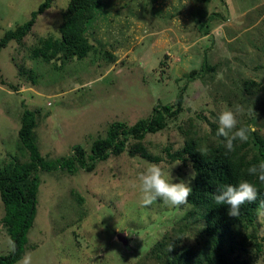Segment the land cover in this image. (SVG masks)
<instances>
[{
    "label": "rangeland",
    "instance_id": "1",
    "mask_svg": "<svg viewBox=\"0 0 264 264\" xmlns=\"http://www.w3.org/2000/svg\"><path fill=\"white\" fill-rule=\"evenodd\" d=\"M70 1L53 0L31 34L0 52V160L30 161L19 135L28 109L35 112L32 134L43 157H74L80 145L93 163L75 172L40 169L23 258L29 255L31 264H172L187 254L190 264H264V207L213 238L202 208L144 206L138 187L148 163L166 171L178 164L172 175L193 190V162L172 160L166 148L175 152L194 141L213 158L219 143L226 144L216 135L226 108L238 110L237 128L249 129V139L234 141L231 153L264 184L248 172L264 162V0H104L86 35L115 59L91 53L64 60L59 53L47 60L35 51L40 40L62 39ZM43 2L0 0V40ZM182 87L183 110L143 140L159 161L131 155L133 137L121 155L89 158L113 122L133 125L149 117L156 105L174 104ZM6 212L0 193V255L12 249Z\"/></svg>",
    "mask_w": 264,
    "mask_h": 264
},
{
    "label": "trees",
    "instance_id": "2",
    "mask_svg": "<svg viewBox=\"0 0 264 264\" xmlns=\"http://www.w3.org/2000/svg\"><path fill=\"white\" fill-rule=\"evenodd\" d=\"M103 1L71 0L60 26L62 39L40 40L41 50L39 51V48L35 53L47 60H53V57H57L59 53L63 54L64 60L84 59L91 53H99L112 60L115 59L111 53L97 48L86 35L87 24L95 16ZM52 2L53 0H44L27 22L8 30L0 40V52L11 41L22 42L27 35L31 34L38 16L50 9ZM184 93L185 88L182 87L174 104L156 105L149 117L142 118L133 125L122 121L113 122L107 129L106 135L93 142L89 158L93 161H105L111 154L121 155L126 150L127 138L133 137L138 142L131 148V155L140 153L152 161H159V156H154L147 151L143 140L148 133H156L166 128L168 119L180 114L184 106ZM21 121L19 135L22 144L30 154V161L23 164L16 158L10 163H3L0 160V193L7 210L5 221L9 228L8 233L12 246H15L14 252L11 250L7 255H0V264H16L24 256L27 235L34 223L37 211L40 169L53 171L65 168L70 172H75L78 165L83 167L87 164H89V170L93 168V163H87L88 157L85 149L80 145L76 147L74 157L47 160L41 155L33 138L32 132L36 127L35 112L26 109ZM166 151L174 161L185 159L187 156L193 162L195 186L187 203L205 211V230L209 236L216 238L233 226L253 218L255 210L264 207V184H258L250 178L247 171L243 170V164L236 161L232 153L227 151L225 143H219L213 158L207 157L194 141H187L182 149L175 152H172L170 147H167ZM241 180H248L257 187V198L242 205L239 216L231 217L228 215V206L217 205L214 202V194L221 186L236 184ZM172 264H190V260L187 254L177 255Z\"/></svg>",
    "mask_w": 264,
    "mask_h": 264
},
{
    "label": "clouds",
    "instance_id": "3",
    "mask_svg": "<svg viewBox=\"0 0 264 264\" xmlns=\"http://www.w3.org/2000/svg\"><path fill=\"white\" fill-rule=\"evenodd\" d=\"M237 112L238 110L233 108H226L218 116L219 127L216 135L224 138L228 152L234 150V141L246 142L249 139L248 128H237ZM172 168L166 171L159 164H147L145 171L138 177L140 199L144 206L151 205L157 201L171 207H179L187 203L192 193L190 182L174 177ZM248 172L250 175L257 176L260 181H264V162L252 165ZM177 180L179 182H176ZM136 186V184L132 185V187ZM257 192L258 189L252 182L241 180L236 184L221 186L214 194V202L217 205L228 206V215L237 217L240 214L241 206L246 202L254 201L257 198ZM11 250L15 251L14 245ZM20 264H31V257L26 255Z\"/></svg>",
    "mask_w": 264,
    "mask_h": 264
}]
</instances>
